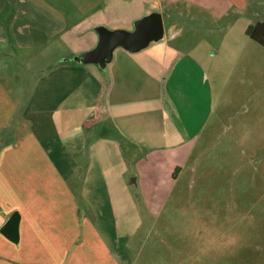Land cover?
I'll list each match as a JSON object with an SVG mask.
<instances>
[{"label":"crops","instance_id":"obj_1","mask_svg":"<svg viewBox=\"0 0 264 264\" xmlns=\"http://www.w3.org/2000/svg\"><path fill=\"white\" fill-rule=\"evenodd\" d=\"M263 1L0 0V68L10 66L2 64L4 52L21 60L31 77L33 69L45 68L31 80L17 82L26 97L10 119V125L17 119L14 136L5 143L0 136V182L2 166L12 170L13 159L24 157L28 145L46 148L45 142L53 139L51 129H57L56 147L70 155L53 164L44 161L53 181L44 173L19 192L14 185V190L3 191L0 183V264L82 262L74 245L76 240L81 244L85 227L96 230L91 238L99 235L91 243L97 264H171L175 259L203 264L210 260L195 257V252L210 257V248L216 252L214 260L220 259L227 244L223 233L202 235L199 245L193 239L151 241L155 230L175 225L151 222L145 214L159 216L163 199L177 195L190 165L197 174L198 148H216L223 155L203 159L204 196L217 186L205 189L206 182L225 186L232 181L217 170L236 166L238 156H230L231 161L223 154L231 149L254 152L250 157L260 163L264 179V156H255L264 150V46L246 33L248 26L264 22ZM154 13L163 16L159 39L138 50L118 44L104 65L85 55L98 47L102 29L135 32L137 23ZM67 98L77 101L67 106ZM23 116L31 128L19 133ZM65 161L74 165L73 175ZM113 183L124 193L135 188L145 196L148 211L139 212L143 218L122 224L112 220L108 209L98 219L89 215L97 191L111 201ZM13 216L18 217V232L11 238L3 228ZM188 224L191 230L223 227L219 220ZM114 229L130 231L121 237ZM58 237L66 248L74 246L70 259L69 253L51 256ZM99 245L105 252L101 257L94 251Z\"/></svg>","mask_w":264,"mask_h":264},{"label":"rangeland","instance_id":"obj_2","mask_svg":"<svg viewBox=\"0 0 264 264\" xmlns=\"http://www.w3.org/2000/svg\"><path fill=\"white\" fill-rule=\"evenodd\" d=\"M260 2V0H258ZM264 4V1H263ZM128 31H132L130 29H126ZM58 53V52H57ZM60 52L57 55H62ZM14 55H17L14 53ZM24 58V54H22ZM103 60L106 58V55L102 56ZM2 64L8 63L10 66L5 67L2 66L0 68V84L3 85V89H0V129H1V141L5 143L9 137L14 136L15 125L17 123V119H13V125H10V119L15 114V109L21 103L22 99H25V94L23 91H18L19 84L17 82L31 80V78L36 75L38 72L45 71L42 69H33V76L31 77V70H26L23 65L19 63V59H15L14 56L9 55L8 52H4L2 54ZM37 64L33 63L35 66ZM47 63L44 62L43 65ZM35 68V67H34ZM104 68V67H103ZM27 87L26 85L23 88ZM37 94H40L37 91ZM24 101V100H23ZM72 101L77 100H68L66 105H73ZM24 103V102H23ZM48 104V102H47ZM50 117L44 118L48 119ZM23 123L21 125L22 131L19 133H23L27 129L31 128L30 121L28 118L26 119L23 116ZM39 119V118H38ZM41 120V119H40ZM53 120V118H51ZM230 124V119H226V125ZM51 134L49 136L53 137L51 140H47L44 144L46 148H40L39 145H28L24 148V157H17L18 160H14V164L10 167L12 170H7L5 166H2L3 171V180L2 187L3 191L11 190L10 185H14L18 188L15 190L19 192V190L24 191L25 188H30L31 183L33 184V180L37 181L35 177L50 175L49 180H52L51 172L47 168L48 166L44 164L46 159H49L53 164L54 162H58L61 157L68 158V153H63L56 147L57 140V129H51ZM102 131V130H100ZM99 131V133H100ZM223 132H221L222 134ZM41 141H44L41 139ZM51 143L50 144L48 143ZM53 143V144H52ZM52 145H54L52 147ZM233 150V151H232ZM235 151V152H234ZM242 151V149L237 148L231 149L230 152H224V156L227 159L232 161V157L230 156H238V160H236V166L234 164H226L222 167L214 168L218 171H221L224 175L231 177V182L233 184H226L225 186H220L218 182L209 181L206 182L205 186L215 184L211 190L210 196H204L202 194L203 184L201 179V167L203 168L202 162L203 159H218V156H223L220 150L218 151L216 148L212 149H200L198 148L194 152V160L198 159L200 162L197 166V171L195 175H193L190 171L192 165L186 171V175L182 177L180 183L177 186V195H170L163 199L162 201V211L158 217H152L150 214H145L147 220L149 221H158L159 223L166 224H174L175 228H168L162 230H155L153 234H150V240L153 238H172L173 242L182 243L181 240H186L188 242L190 239L195 240V245H199V241L203 237L210 234L211 237L214 233H223L222 237L227 241L224 255L219 257L220 259H216V252L213 251V248L209 249L210 257L208 254H198L195 252V257L199 259H208L209 262H202L207 264H264V179H261L260 175V163L257 165V161H253L254 156ZM255 156L263 157L264 150L255 151ZM65 168L68 172H71L70 175L74 174L73 166L68 164L67 161ZM193 162V161H192ZM198 161H195L197 163ZM251 162H253L251 164ZM60 163V162H59ZM84 165V161L82 162ZM49 166L52 167L51 164ZM62 166V165H60ZM194 166V165H193ZM260 166V167H259ZM207 169H212L214 166L206 165ZM101 168V166H99ZM98 168V169H99ZM257 168V171H256ZM259 168V169H258ZM45 170V171H44ZM79 170V169H78ZM211 173H216V170H210ZM79 172L76 173V175ZM184 173V174H185ZM194 181L192 182V179ZM73 178V184H74ZM132 179V178H131ZM42 180V179H40ZM7 182L8 185H7ZM22 182V183H21ZM23 182L25 186H23ZM227 181L226 183H228ZM35 184V182H34ZM52 184H47V187H51ZM110 185V184H109ZM111 187L109 186L108 189ZM13 189V188H12ZM14 190V189H13ZM106 190V189H104ZM114 192L111 201H109L108 197L105 194L97 191L96 197L92 200V208L90 210L89 215L93 212V216L95 219H98L99 215H102V212L106 209L113 212L112 220L117 223H125L127 221L135 222L138 218H143V216L139 213L142 210L148 211V202L145 200V196L141 193L137 194L135 188L130 192L124 193V189L121 185L114 184L112 185V189ZM10 201V198H8ZM108 200V203L106 202ZM158 200L156 199V202ZM155 203V202H153ZM141 208V209H140ZM106 215V214H104ZM100 219V218H99ZM217 221L223 224V227L220 230L214 228V226H209V228L201 230L193 229L191 230L187 226L188 222H191L195 225H200L204 221ZM186 224V225H185ZM202 231V234L200 232ZM93 230L88 229L87 227L82 228V242L75 241L76 249L82 252V262L76 259L74 264H97L93 262L95 260V256L92 253V240H96L99 235L97 233L96 238H91L90 234ZM94 230L93 232H95ZM98 232L102 231L104 234L105 230H97ZM130 230H122V229H114V234L120 235L124 237L123 234ZM193 232V233H192ZM88 235L85 237V234ZM196 234V235H195ZM56 236V235H55ZM61 237V236H60ZM62 238V237H61ZM81 238V237H77ZM115 238H118L116 235ZM63 239V238H62ZM85 239V241H83ZM149 240V241H150ZM229 240H234L232 244H228ZM199 243H197V242ZM73 245H68L67 248L62 240L58 237L55 239V244L52 246L53 252L51 256H63L64 253H69L67 259H70L73 252ZM81 247V249H79ZM186 247V246H185ZM103 248L99 245L98 248L94 249L97 251L98 256H104L105 252ZM102 252V253H101ZM171 252V251H170ZM66 255V254H65ZM92 256L94 259H92ZM93 260V261H92ZM80 262V263H79ZM179 260L175 259L171 264H179ZM201 264L199 261H194L193 264ZM163 264H169L168 262H163Z\"/></svg>","mask_w":264,"mask_h":264},{"label":"water","instance_id":"obj_3","mask_svg":"<svg viewBox=\"0 0 264 264\" xmlns=\"http://www.w3.org/2000/svg\"><path fill=\"white\" fill-rule=\"evenodd\" d=\"M137 27L135 32H129L123 29L115 31L102 29L98 47L85 55L98 59L104 65L105 61L109 60L112 50L118 44H123L131 50H138L145 47L152 39L160 38L164 29L163 16L160 13H154L140 20L137 23ZM103 55H106L104 60L102 59ZM3 231L9 232L11 238L17 237L18 217L13 216L7 222Z\"/></svg>","mask_w":264,"mask_h":264},{"label":"trees","instance_id":"obj_4","mask_svg":"<svg viewBox=\"0 0 264 264\" xmlns=\"http://www.w3.org/2000/svg\"><path fill=\"white\" fill-rule=\"evenodd\" d=\"M246 33L249 37L264 46V22L248 26Z\"/></svg>","mask_w":264,"mask_h":264}]
</instances>
